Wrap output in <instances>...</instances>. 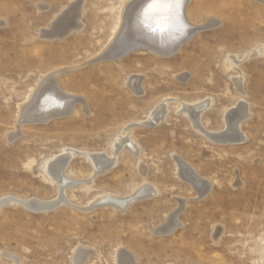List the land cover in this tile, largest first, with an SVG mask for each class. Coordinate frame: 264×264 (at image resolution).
Returning a JSON list of instances; mask_svg holds the SVG:
<instances>
[{
	"label": "rangeland",
	"instance_id": "rangeland-1",
	"mask_svg": "<svg viewBox=\"0 0 264 264\" xmlns=\"http://www.w3.org/2000/svg\"><path fill=\"white\" fill-rule=\"evenodd\" d=\"M129 1L0 0V202L22 201L0 203V264H73L79 248L91 251L85 264H117L120 250L136 264H264V0H190L197 33L177 54L100 61ZM73 4L83 7L82 29L45 38ZM55 83L73 97L72 113L24 123L35 92ZM204 102L202 124L216 134L245 106L243 140L198 131L182 108ZM162 104L165 117L146 124ZM122 138L135 150L115 147ZM69 152L62 190L47 165ZM90 154L114 164L96 171ZM178 159L209 185L204 197ZM144 187L153 193L124 210L99 201ZM61 197L51 210L24 205ZM174 215L179 226L159 234Z\"/></svg>",
	"mask_w": 264,
	"mask_h": 264
},
{
	"label": "bare ground",
	"instance_id": "bare-ground-1",
	"mask_svg": "<svg viewBox=\"0 0 264 264\" xmlns=\"http://www.w3.org/2000/svg\"><path fill=\"white\" fill-rule=\"evenodd\" d=\"M189 2L190 0L129 1L122 10L121 21L117 28L113 45L110 47L109 53H107V55L104 56L100 61H113L116 57L123 58V56L138 50H149L165 57H170L177 54L181 48L197 33V28L189 21L187 16V7ZM82 8L83 7L79 4H73V6L68 9V11H64L60 18L57 19L55 23H53L52 28L47 31L45 38L65 39L70 34L80 31L82 29V25L79 23L81 17L83 16ZM213 22V20H210L207 24L211 25ZM142 81L143 80L139 78H132L131 81L127 83V85L133 89L136 94L141 95L143 94V89L141 86ZM72 100L73 97L65 94L61 88H59L57 83L50 87L45 85L40 87L39 90L35 92L34 98L30 102V105L22 111L19 117L21 120H24V123H47L53 118L72 113L70 110L72 108ZM209 105L210 104L208 102L196 104L185 103L183 104L182 111L188 115L193 126L207 138L214 141H219L221 143H226L229 141H242L243 137L240 135L239 127L243 120V115L246 113L245 106L242 105L238 108V110H233L232 112L228 113L225 119L227 122V131L216 134L207 131L201 120L203 112L209 107ZM165 113L166 106L162 104L151 114L146 124L155 125L165 117ZM128 129L129 128H127V130ZM115 147L119 149L124 147L135 150L134 143L128 138L120 139V144L116 145ZM69 154L71 155L72 152L65 153L61 157H57L55 159L53 158V160H51V162H49L47 165L48 174L54 181L59 183V187H61L62 190L68 181L65 168L67 166ZM89 156L96 171H106L114 164V158L111 156L99 154L95 156L90 154ZM177 161L181 178L189 182L200 197H204L210 190L209 185H207L205 181L198 178L193 170H191L189 166H187L183 161L179 159ZM152 193V188L144 187L136 191L133 196L125 199L107 197L102 198L99 201L101 204L110 205L124 210L135 200L139 198H145ZM5 199L6 200L1 201L0 203L2 204V202L4 203L6 201L9 204H21L22 202L21 200L13 197ZM43 202L34 201L30 204L24 203V205L30 209L39 210L47 206H59L61 204H66V200L62 197L53 203ZM177 217V215H174L169 218L168 222L163 226L162 229L159 230L158 233L164 234L174 231L179 226ZM90 254L91 251L88 249H77L73 255V264H85L88 261ZM6 257L17 261L12 256L6 255ZM116 260L117 264H136L135 259H133L131 255L123 250L118 251Z\"/></svg>",
	"mask_w": 264,
	"mask_h": 264
},
{
	"label": "water",
	"instance_id": "water-1",
	"mask_svg": "<svg viewBox=\"0 0 264 264\" xmlns=\"http://www.w3.org/2000/svg\"><path fill=\"white\" fill-rule=\"evenodd\" d=\"M55 207H56V205H52V206H47V207L39 209V210H51V209H53Z\"/></svg>",
	"mask_w": 264,
	"mask_h": 264
}]
</instances>
